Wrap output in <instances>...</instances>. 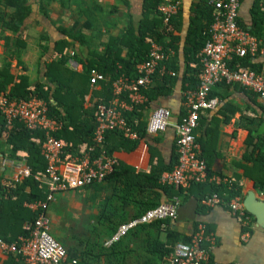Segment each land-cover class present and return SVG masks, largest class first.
<instances>
[{
    "label": "crops",
    "instance_id": "crops-1",
    "mask_svg": "<svg viewBox=\"0 0 264 264\" xmlns=\"http://www.w3.org/2000/svg\"><path fill=\"white\" fill-rule=\"evenodd\" d=\"M146 1L0 0V81H6L4 83L10 89L24 76L32 86L40 83L46 86L45 89L49 88L52 102L60 101L61 98L55 94L58 85L47 72L60 55L58 42L69 39L72 47H65L64 53L71 49L70 55L74 51L79 66L75 69L67 62V67L75 74L70 82L67 80L63 91L73 92L71 104L81 101L80 110L76 113L84 112L82 120L85 125L91 123L94 126L96 105L108 103L114 98L113 88H106L102 84L106 76L104 80L91 85L87 71L95 65L94 60L113 44L115 53L126 57L128 45L140 39L141 29L151 28L154 22L162 21L169 36L166 42L172 45L165 47L159 43L166 49V57L156 70L159 75L155 72L152 84L142 89L147 101L141 106H132L124 115L137 108L141 112L140 130L142 126L145 128L148 116L154 109L165 107L171 111V124L166 131L156 134L145 131V135L139 139L125 137L139 141L129 150L116 149L110 153L118 160L119 167L130 168L142 176L148 175L157 163L168 165L173 158L177 145L175 124L186 111L184 91L195 87L196 84L190 82L192 79L199 82L200 49L194 52L196 62L191 56L190 49L193 46L188 36L190 28L195 27L194 7L203 2L179 0V11L167 25L158 11L161 0L157 11L150 13L148 18L145 17ZM256 1L243 0L240 6L238 19L245 29L253 25L252 8ZM258 2L261 4L260 11L264 13V0ZM198 13L200 10L197 9ZM206 25V19L198 15V35L203 36L210 30ZM262 34L263 38L258 39L264 43V28ZM171 36L174 41H171ZM146 37L139 43L144 49L152 42L148 34ZM231 61H228L229 66ZM253 61L264 66V53L254 56ZM241 65L251 69L244 63ZM94 67L101 70L100 66ZM163 75L172 79L171 85L162 84L159 78ZM66 77L69 79L70 75ZM157 84L158 89L153 93L156 95L150 100L148 92ZM82 91H85L83 95L80 94ZM108 93H111V98L105 102ZM212 94L219 97L221 103L215 109L201 111L195 131L201 154L206 161H210L208 166L212 171L228 177L234 186L239 187L244 199L248 192L253 191L259 199L264 200V191L259 183V180H264V161L261 160L264 156V105L253 91L239 83L214 85ZM2 95L8 96V93L2 91ZM121 98L131 105L127 92H122ZM73 125L74 122L71 127ZM11 130L4 128L0 131V211L3 213L0 232L4 238L15 242L25 235L26 230L22 233L24 226L31 221V215H35L31 203L37 201L36 195L48 191V178L46 173L45 177L38 174L34 184L26 182L30 175L24 176L23 171L26 168L31 171L29 153L25 148L14 151L17 136L12 135ZM61 137L70 147L68 132L64 131ZM112 137L115 139V136ZM91 140H80L79 152L66 155L83 158L88 147L93 144V137ZM105 178L58 194L51 202L48 210L51 233L66 247L69 255V260L62 264H71L72 259H76L77 264H163L160 246L190 238L201 224L213 237V242L210 239L204 242L211 247L212 259L227 264H264V226L250 212L253 226L248 238L243 239L241 223L227 205L207 206L203 202L212 192L210 185L201 187L196 184L187 192L175 187L167 190L150 188L139 192L136 185L130 184V196L124 199L123 193L127 186L117 178L111 181ZM220 188V194L227 196L226 184L223 183ZM32 192L36 194V200ZM178 194L181 201L175 219L140 224L116 241L121 244L115 256L108 257L101 253L99 243L105 246L104 241L109 238L106 234L108 229L114 226L118 229L120 224L137 217L143 204L166 203ZM72 255L79 257L73 258ZM81 255L85 256L86 261L81 259ZM0 264H23V256L0 248Z\"/></svg>",
    "mask_w": 264,
    "mask_h": 264
},
{
    "label": "built area",
    "instance_id": "built-area-1",
    "mask_svg": "<svg viewBox=\"0 0 264 264\" xmlns=\"http://www.w3.org/2000/svg\"><path fill=\"white\" fill-rule=\"evenodd\" d=\"M243 0H209L213 7V21L210 36L199 53L201 70L199 82L194 88L184 91L186 111L175 124L178 158L173 169L162 174L161 182L187 192L193 185L209 183L220 186L223 183L229 191L235 189L234 182L226 176L212 171L201 154L196 140L195 131L199 125L203 110H212L221 103L219 97L211 95L214 85L219 83L240 85L253 91L264 105V75L238 64L232 68L228 61L248 55L256 56L264 53V47L256 35L239 24V10ZM180 8L179 0H161L158 11L165 24L169 25L173 16ZM148 58L137 65L138 75L122 73L113 83L114 98L108 103L97 105L96 128L93 144L88 147L83 158L66 155L68 143L57 137L55 133L63 127V122L49 114V102L40 97L29 99H10L7 95L0 96V113L4 117V127L11 130L15 121H19L28 129L41 130L45 134L41 142V152L46 160L47 185L45 199L31 203L35 218L24 226L26 234L15 242H8L0 237V248L9 253L23 256V264H62L69 260L66 247L51 233V220L48 210L56 195L78 187L102 181L112 173L118 160L110 154L105 144L106 134L119 131L124 137L140 138V130L132 127L124 112L133 106L146 103L147 96L142 89L148 88L153 81L159 63L166 57V49L157 42L149 43ZM69 64L72 68L79 66L75 52L70 53ZM105 79V74L98 68H90V83L97 84ZM127 92L131 105L121 98ZM171 111L165 107L154 109L145 124L146 132L156 134L166 131L171 124ZM24 176L31 175L26 168ZM227 194V193H226ZM180 195H175L169 202L161 203L146 210L141 215L120 224L115 233L105 239L104 245L110 246L129 231L143 223L155 220L175 219L180 204ZM207 206L227 205L237 217L243 228V239H247L253 226V218L244 204L242 194L230 200L213 191L203 199ZM213 237L204 224L191 235L188 241L177 240L167 245L163 264H227L211 257V247L204 244ZM71 264H77L72 259Z\"/></svg>",
    "mask_w": 264,
    "mask_h": 264
},
{
    "label": "trees",
    "instance_id": "trees-1",
    "mask_svg": "<svg viewBox=\"0 0 264 264\" xmlns=\"http://www.w3.org/2000/svg\"><path fill=\"white\" fill-rule=\"evenodd\" d=\"M159 0H147L145 4V17L148 18L150 13L157 11V5ZM261 4H259L258 0L256 1V4L252 8V14H253V25L249 30L251 33L256 35L259 39L263 38V28H264V21H263V12L260 11ZM197 9L200 10V13L198 15H202L204 19H206V26L210 28L213 17H212V11L213 7L209 4V0H203V2L199 5H195L194 10L196 12V19L194 21L195 27H191L189 30V36L188 39L192 43V48L190 51H192V58L194 57V61L197 62V58H195L194 52L197 51V49L203 48L207 38L210 36V30L208 29L207 33L205 35L200 36L197 34ZM239 24L242 26L240 20L238 19ZM192 26V25H191ZM198 27H203L202 25H198ZM150 41H156L158 43L163 44L165 47H168L170 45L167 44V33L166 28L163 26L162 21L154 22L153 26L151 28H142L141 29V36L140 39H135L131 42L130 45L127 47V55L126 57H122L119 53H115L114 50V44L109 46V49L105 51L104 54L99 55L98 59L94 60V66H100L101 71L105 74L106 78L104 81H102V84L106 88H113L112 84L113 82L122 74H132L134 76L138 75L137 65L143 61H145L148 58L149 54V47L147 49L142 48V46L139 44L141 41L147 39ZM169 37V36H168ZM174 39L173 36H171V41ZM174 41V40H173ZM198 42V43H197ZM261 46H264V43L260 42ZM200 45V48L198 47ZM69 46L72 47V44L69 42V39H62L58 42L59 47V56L57 57L54 62L51 63L49 66L50 71L47 72L48 75L51 77V80L53 82H56L58 85V88L55 90V94H58V96L61 98L60 101L54 103L51 100V93L49 92V88L45 89L46 86L44 84H36L32 86L29 84L26 77H20L19 83L15 84L10 89L7 88V85H5L6 81L2 82L0 81V92H7L10 99H29L31 97H40L44 98L49 102V114L52 117H56L63 121V129L60 131H57L55 135L59 138H62L61 135L65 131L68 132V139L71 142V146L68 147L66 150V153H73L76 154L79 152V141L80 140H88L90 141L94 135V130L96 127V118H94V126L87 124H83V116L84 112L82 114H77L80 110L81 101L79 100L77 104L73 105L70 102V97L73 92H66L63 91L65 89V86L67 85L68 81H71L72 76L75 74V71L71 70L67 67V62L69 61V52L64 53L65 47ZM198 47V48H197ZM253 57L251 55L242 57V58H235L233 61H231L230 66L232 68H235L237 64L244 63L246 66H249L251 69L257 71V73L264 75V66L260 63H256L253 61ZM200 62V58H198V63ZM201 70V63H200V69ZM89 73V79H90V69L87 71ZM157 73V72H156ZM70 75L69 79H67L66 75ZM159 75L158 73L156 74ZM162 80L163 85H171V78L167 75H163L159 78ZM190 82L193 84H196L197 86L198 81L192 79ZM190 83V84H192ZM158 89V84L155 85L154 88H152L149 92V98L150 100L155 97L156 94H153L154 91ZM85 91H82L80 94L83 95ZM211 95L212 92H211ZM111 98V93H108L107 98L105 99V102H107ZM97 106V105H96ZM95 110V107H94ZM125 116L127 117L129 123L134 128H138L140 120H141V112L138 111L137 108H134L132 111H128L125 113ZM74 122V125L71 127V124ZM4 117L0 113V131H3L4 129ZM146 129L144 126L140 129V136L145 135ZM12 135L17 136V139L14 142L13 149L14 151L18 150L19 148H25L27 152L29 153V167L31 169V175L29 178H27L26 182L34 184L36 182L35 176L40 174L41 177H45V170H46V160L41 152V142L45 138V134L41 130H30L25 125L19 121H15L13 129L10 131ZM108 132L106 135L105 144L108 148V152L112 153L116 149H131L135 147L139 140H131L125 138L122 133L120 132ZM112 136H115V139H113ZM34 138H39L41 142L35 141ZM92 141V140H91ZM178 158V152H177V145L175 147L174 155L172 160L168 165H165L163 163H157L149 172L148 175H138L135 174L134 171L127 167H119L118 165L115 167L114 171L107 175L105 178L106 180H113L114 178H117L122 183L125 184L126 190L123 193V198L126 199L130 196V184H134L137 186V189L139 192H143L145 190H148L150 188H161L162 190H167L170 188H173V186L165 185L161 183L160 179L162 176V173L164 171L172 170L174 165L176 164ZM264 161V156L261 159ZM209 162L207 160V164L209 165ZM125 178V179H124ZM259 183L262 185L261 188L264 191V180H259ZM196 185V184H195ZM197 185H200L201 187H204L206 185H210L212 188V192L215 190H221L220 186H215L213 184L208 183H199ZM135 186V187H136ZM124 189V188H123ZM47 192V191H46ZM45 193L35 194L32 192L33 199H35V195L37 196V200L45 199L46 196ZM211 192V193H212ZM241 194V191L237 185H235V189L231 191H227L226 199L230 200L233 196ZM35 199V200H36ZM109 202H112L111 199H109ZM159 203L153 202L149 204H143V206L140 207L138 210L136 216L141 215L146 210H148L151 207L157 206ZM3 213L0 211V219L2 218ZM35 218V215H31V220ZM165 220H159L158 222H164ZM26 222V221H25ZM24 222V223H25ZM117 226L111 227L106 231V234L108 236H112L113 233L117 230ZM22 233H25V229H23ZM21 233V234H22ZM26 234V233H25ZM0 237L3 238L6 241H12L7 238H4V236L0 232ZM184 240L188 241L189 238H184ZM175 242V241H174ZM121 242H116L113 245H110L109 247L103 246L102 242L99 243L100 251H102V254L107 255L108 257L115 256V251L118 247H120ZM160 255L164 257L165 254V248L166 246L161 245ZM73 258L79 257L77 255H72ZM81 259L86 261V258L84 255H81ZM110 260V259H109ZM108 260V261H109Z\"/></svg>",
    "mask_w": 264,
    "mask_h": 264
},
{
    "label": "water",
    "instance_id": "water-1",
    "mask_svg": "<svg viewBox=\"0 0 264 264\" xmlns=\"http://www.w3.org/2000/svg\"><path fill=\"white\" fill-rule=\"evenodd\" d=\"M244 204L249 212L255 215L257 222L264 226V200L259 199L253 191L248 192Z\"/></svg>",
    "mask_w": 264,
    "mask_h": 264
}]
</instances>
